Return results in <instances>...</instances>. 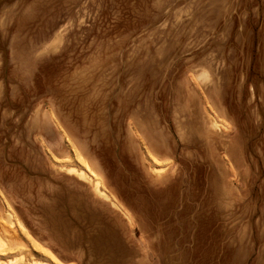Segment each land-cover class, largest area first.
Returning <instances> with one entry per match:
<instances>
[{
	"label": "rangeland",
	"instance_id": "374dc122",
	"mask_svg": "<svg viewBox=\"0 0 264 264\" xmlns=\"http://www.w3.org/2000/svg\"><path fill=\"white\" fill-rule=\"evenodd\" d=\"M0 238V264H264V0H0Z\"/></svg>",
	"mask_w": 264,
	"mask_h": 264
},
{
	"label": "crops",
	"instance_id": "0c3cea01",
	"mask_svg": "<svg viewBox=\"0 0 264 264\" xmlns=\"http://www.w3.org/2000/svg\"><path fill=\"white\" fill-rule=\"evenodd\" d=\"M68 170V169H67ZM69 172H72V171H70V170H68ZM164 171V169H162L161 171H159V172H156L155 171V173H156V175H157V177H161L162 176V172ZM77 174V173H76ZM79 175V174H78ZM79 176H81V175H79ZM81 177H84V176H81ZM94 189L96 190V192H98L99 194H102V195H105L104 193H102L101 191H100V189L98 188V187H96L95 185H94ZM106 196V195H105Z\"/></svg>",
	"mask_w": 264,
	"mask_h": 264
},
{
	"label": "bare ground",
	"instance_id": "6f19581e",
	"mask_svg": "<svg viewBox=\"0 0 264 264\" xmlns=\"http://www.w3.org/2000/svg\"><path fill=\"white\" fill-rule=\"evenodd\" d=\"M70 171H72V172H75V173H77V174H79V175H81V176H85V173L82 171V170H76V169H74V168H72ZM89 178V177H88ZM96 187H98L97 186V182L94 184ZM101 191V190H100ZM102 192V191H101ZM103 193V192H102ZM3 244V240H2V238H0V245H2Z\"/></svg>",
	"mask_w": 264,
	"mask_h": 264
}]
</instances>
